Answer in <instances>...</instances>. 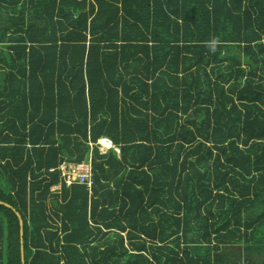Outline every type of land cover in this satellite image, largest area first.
<instances>
[{
    "label": "trees",
    "instance_id": "1",
    "mask_svg": "<svg viewBox=\"0 0 264 264\" xmlns=\"http://www.w3.org/2000/svg\"><path fill=\"white\" fill-rule=\"evenodd\" d=\"M0 202V264H264V0H0Z\"/></svg>",
    "mask_w": 264,
    "mask_h": 264
},
{
    "label": "built area",
    "instance_id": "2",
    "mask_svg": "<svg viewBox=\"0 0 264 264\" xmlns=\"http://www.w3.org/2000/svg\"><path fill=\"white\" fill-rule=\"evenodd\" d=\"M57 170L60 173V178L62 182L66 186H69L72 183H78V184H85L87 189H90L92 182H91V165L89 159L84 160L79 164L62 163L57 167ZM49 171L52 172L54 171V169H50ZM54 188L59 189L60 185L53 186L51 190H54Z\"/></svg>",
    "mask_w": 264,
    "mask_h": 264
},
{
    "label": "rangeland",
    "instance_id": "3",
    "mask_svg": "<svg viewBox=\"0 0 264 264\" xmlns=\"http://www.w3.org/2000/svg\"><path fill=\"white\" fill-rule=\"evenodd\" d=\"M103 141H105V140H102V141H100V140H98L97 141V143H96V145L97 144H100V145H98L97 147H98V151L100 152V153H102V154H104V153H106L107 151H108V149L109 148H111V147H104L103 145H102V142ZM117 152H118V150H116ZM54 190H58V189H56V188H54ZM252 260H254V261H256L257 263H259L260 261H261V259L264 257V253H259V252H251L250 254H247ZM244 256H245V254H244Z\"/></svg>",
    "mask_w": 264,
    "mask_h": 264
},
{
    "label": "water",
    "instance_id": "4",
    "mask_svg": "<svg viewBox=\"0 0 264 264\" xmlns=\"http://www.w3.org/2000/svg\"><path fill=\"white\" fill-rule=\"evenodd\" d=\"M103 140L109 141L108 139H103ZM110 144H111V142H110ZM88 159H89V156L85 157V160H88ZM0 204H4V203L0 202ZM17 216H18V219H19V227H20V230H19V234H20V244H21V247H20V257H21V263L23 264V248H22V242H21V238H22V221H21L19 215H17Z\"/></svg>",
    "mask_w": 264,
    "mask_h": 264
},
{
    "label": "bare ground",
    "instance_id": "5",
    "mask_svg": "<svg viewBox=\"0 0 264 264\" xmlns=\"http://www.w3.org/2000/svg\"><path fill=\"white\" fill-rule=\"evenodd\" d=\"M102 145H103L105 148L111 146V144L109 143V141H103V142H102Z\"/></svg>",
    "mask_w": 264,
    "mask_h": 264
},
{
    "label": "clouds",
    "instance_id": "6",
    "mask_svg": "<svg viewBox=\"0 0 264 264\" xmlns=\"http://www.w3.org/2000/svg\"><path fill=\"white\" fill-rule=\"evenodd\" d=\"M212 50L215 51V48L213 47ZM103 139H106V138H101L100 140H103ZM97 145H99V144H97ZM111 146H109V147H111Z\"/></svg>",
    "mask_w": 264,
    "mask_h": 264
},
{
    "label": "crops",
    "instance_id": "7",
    "mask_svg": "<svg viewBox=\"0 0 264 264\" xmlns=\"http://www.w3.org/2000/svg\"><path fill=\"white\" fill-rule=\"evenodd\" d=\"M109 143H110V141H109Z\"/></svg>",
    "mask_w": 264,
    "mask_h": 264
}]
</instances>
